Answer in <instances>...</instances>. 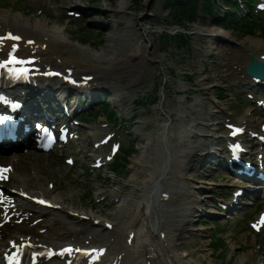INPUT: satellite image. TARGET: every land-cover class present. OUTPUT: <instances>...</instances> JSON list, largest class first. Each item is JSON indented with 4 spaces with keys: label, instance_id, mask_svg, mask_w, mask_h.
I'll return each mask as SVG.
<instances>
[{
    "label": "bare ground",
    "instance_id": "bare-ground-1",
    "mask_svg": "<svg viewBox=\"0 0 264 264\" xmlns=\"http://www.w3.org/2000/svg\"><path fill=\"white\" fill-rule=\"evenodd\" d=\"M125 6L126 1L118 0L110 14L120 13ZM222 15L220 13L218 18ZM126 19L127 21H122L126 27L114 28L110 31L105 36L106 45L101 49L103 52H98L88 46L73 43L71 37L66 35V30L58 25L49 24L47 19H42L41 15L35 14L27 18L0 10V60L6 57L8 51H12L13 55L18 53L29 58L41 59L45 56L58 63L63 70L73 69L79 73L98 72L104 77L124 79L123 85H112L109 88L98 87L91 94L92 88L79 94L65 92L59 83L55 88L49 84L44 85L40 78L36 77L32 80L34 82L32 84L28 82L26 87L16 88L9 84L8 87L1 76L0 89L11 88L7 93L23 97L25 111L30 108L33 116L44 119H48L47 115L51 112L49 105L64 102L68 104L70 111L77 112L80 110L79 106L84 107V102L89 104L91 99L97 101L101 98L104 88L113 92L114 101L117 102H115L116 106L124 112L130 111L132 107L128 103L135 95L131 92L132 86L147 77L149 69L152 68V55H147L150 48L152 51V45L149 40V30L145 28V24L140 19L137 22ZM114 21L116 20H112L111 24ZM128 24H133L135 28H138L134 30L135 33L138 32L134 40L135 33L133 34L128 28ZM211 32L217 36L225 34L220 29H212ZM214 39L217 40V38ZM215 40L209 43L212 47L205 43V50L209 49L210 52L217 53L218 46H215L217 44ZM250 45L254 56L264 62V50L258 53L262 50L260 44L254 41ZM219 54H222L221 50ZM242 63L245 65L247 60H243ZM198 71L202 74H199L194 86H202L201 88L209 94L220 82L219 79L223 78L224 73H226L227 81L235 79L234 76H227L228 72H218L216 69L209 73L203 68ZM173 85L182 90L179 81H173ZM17 87L21 86L17 85ZM255 89L260 92V95H264V86H256ZM82 98H85L84 102L78 101ZM194 101H196L195 108L190 105L184 109L176 108L168 112L162 109V107L169 108L167 104L158 103V110L165 113L167 121L170 119L172 121L174 116L179 123L184 120L187 126L183 131H178L174 135H166V137L163 133L155 131L137 134L139 138L137 140L141 143L137 147L139 157L132 160V171L129 172L124 183L117 184L116 188L111 190L110 194L115 204L108 212H102L100 210L102 205L99 206L97 202L82 204L81 212H77L72 208L73 201L64 194L53 195L51 190L41 182L28 187L26 178L16 177L15 192L24 193L27 196L26 198L18 197L22 200L21 210L24 208L40 210L41 208L35 206L30 199L46 200L50 203V207L40 211L51 217L47 226L52 228L60 225L61 231L49 232L50 227L41 231H38V228L26 230L21 224L22 231L29 235L21 238L22 232L9 233L8 229L16 228L4 225L2 228L7 226L4 234L11 240V246H7L4 241L1 242L0 252L14 250V257H21L31 250H56L66 245L70 247L66 258L71 261L75 259L80 264H214L209 259V253L196 254L187 250L183 251L184 238L182 235L189 232L187 230L194 233L192 224L188 228L192 219L195 218V216L192 217L191 208L199 203L201 198L204 197L205 200L208 198L207 195L199 197V194H205L211 189L208 188L211 183L204 180L207 174L200 169L203 163L208 164L204 159L212 154L209 158L214 163V167L225 168L230 166L229 162H232V157L226 155L229 152L225 144L219 143L220 138L216 135L219 132V120L216 122L215 118L225 113L226 109L215 103L211 97H207L205 102ZM252 119V115H246L239 121V128L245 129ZM165 125V123L159 124L160 131L170 127ZM196 127L202 129L197 132ZM263 129L264 125L262 132ZM98 131L99 129L95 128L90 136L97 137L96 132ZM196 136L200 137L199 142L203 143H197L191 139ZM81 144L83 148L88 147L91 150L98 145L89 142L85 136L81 138ZM213 146L215 148L211 149ZM247 151L248 149L240 150L237 153L239 159L247 156ZM8 158L6 161L8 160L12 165H18L16 163V159H19L18 151L10 153ZM94 158L95 156H92L88 159L93 161ZM187 162L190 172L185 174L182 170L185 169ZM0 193H2L1 188ZM84 208L95 211L101 219L94 218ZM3 218L4 215H1L0 222ZM76 232H79V235L84 233V235L79 238L73 237ZM189 236H191L190 233L186 234V238ZM195 236L198 235L195 234ZM72 237L82 243L77 248L89 249V251L91 249L87 257H81L75 253V243H73L74 240L71 241ZM243 257H237L238 264H243ZM54 260L55 258L40 264H56Z\"/></svg>",
    "mask_w": 264,
    "mask_h": 264
},
{
    "label": "rangeland",
    "instance_id": "rangeland-1",
    "mask_svg": "<svg viewBox=\"0 0 264 264\" xmlns=\"http://www.w3.org/2000/svg\"><path fill=\"white\" fill-rule=\"evenodd\" d=\"M1 1H8V3L12 4L14 9L7 8L9 5H3L6 6L4 7L5 9H1L0 7V10L6 11L11 15H20L16 11V5H14L17 2L16 0ZM26 1L29 2V0ZM53 1L54 0H39L34 5L40 13L44 11V13L48 12L52 15L56 14V11L67 13L68 11H71L69 9H72V7L78 6V8L75 10L90 16L87 19L88 22L82 26L80 31L83 29H90L93 33L97 32L96 34L99 35L101 43L95 41L97 44H94V41H92V43L95 45V47H93L89 40L86 42L80 40V38H78L80 36L79 34L73 37V39L76 40H73V43L78 45L86 44V46L88 45L89 48H92L95 51L103 52L101 49L106 45L105 36L112 30V26L110 23H108V20L113 17L109 15V12L112 8L116 7L118 0H100L98 3L96 2L91 4L94 5V7L88 6L90 0H75L68 3L67 5H60L58 10L54 9L57 5H54L52 3ZM124 1H126L125 9L120 12V14L114 15L115 18L122 20L128 17L129 20H134L135 22L140 19L141 22L145 24V28H148L149 30V40L151 42L150 44L152 45L153 51L152 53L150 48L147 54L152 55V68L149 69V75L145 77V80L134 86L137 87L136 92L140 93L141 95L139 102L142 104V106L135 108L133 105V113L138 114L143 111H148L149 113L147 116L136 115L135 118H131L133 121H143L145 118H152L156 115H160L161 113L158 111L151 112L149 110L153 106L149 103H154L156 98H158V101H160V99L164 101L165 98L166 103H172L168 100L169 97L167 92L168 90L175 88L173 81L178 79L177 72L179 71L181 76H184L188 73L198 74L197 68L201 61H206L207 63L212 61L214 65H224L226 62L231 63L232 66L236 65L237 68L234 74L235 77L239 79L241 75L239 70L241 67V60H239V58L236 56H241L243 54L245 55V50L241 42L243 41L244 46L248 47L250 44L249 40H261V37L257 34L260 30V26L258 25L256 26V30L253 34H249L244 28L228 33L225 32L227 37L225 39H219V44L223 47L229 48L232 55H229L228 57H205L200 53H197V50L199 49L198 45L201 43V41H204L202 39L203 36L209 34L207 31L211 29H219L216 25L220 22L219 19H215L213 16L200 11V9L203 8L201 4H198L197 7V21L194 20L193 22H190L189 20H184L183 18H181V21H177L170 17L171 10L168 8V3L171 0H135L133 2L130 0ZM190 3L191 2H188V4ZM28 4L33 8L30 2ZM219 6L220 11H224L223 5H221V3H219ZM21 15L31 18L33 13H24ZM42 19L44 18L42 17ZM258 22L261 23V25H264V17H261ZM53 24L58 25L62 29L64 27H68L65 21H62L61 25L54 22ZM70 28L73 29V27ZM130 28L131 30L138 29L135 28L133 24L130 25ZM159 28L164 30L163 32L166 31L165 34L169 35L170 37L176 36V33L178 32L183 33L182 28H184L185 32L183 35L184 38H186V42L183 45L180 44L179 46L176 41L171 38H167L169 40L165 39V41L161 37L162 31H160ZM137 33L138 32L134 34L133 40L135 39ZM181 43H183V39L181 40ZM234 44H239V46ZM207 63L206 70L208 67ZM197 77L198 76L192 80V84L195 82ZM162 80L166 81L162 85L163 87L167 88L166 92L165 90H162V88L160 89V82ZM191 83L190 86L192 87L193 85ZM217 84L218 87H223L222 90L227 91L226 94L229 99L225 100L224 98L222 101L223 105L230 107L232 113L237 111L235 106L237 104L241 105L243 100L246 98L242 96V101L237 102L234 100L236 93L228 91L232 83ZM199 87L200 86L192 88L196 89ZM214 89L215 94L220 93V88L216 87ZM162 101H160V103H162ZM172 104L175 106L174 103ZM248 105H251L250 101ZM154 108H156V106H153V109ZM115 111L119 116L121 115L119 109H116ZM96 116V109H94V106L85 110L81 115V124L83 126L81 128L85 133H89L87 130L88 127H98L102 121L104 126L108 125L109 122L107 119H104L100 115L98 117ZM120 119L125 121L124 118ZM127 120L128 119H126V121ZM139 145V142H137L136 148ZM114 147V145H111L110 147L105 148V150L102 152L104 153V156L108 157V154L111 153V149H114ZM65 149L67 151V155H64L63 157H60L59 148H56L54 152L51 153V155L45 156L40 161H29L24 158L23 160H25L27 163L36 165L35 168H32L33 166L30 165L23 168H31L29 170L30 175H28L30 183H37V180L40 181L42 177H45L46 180H48L46 185L51 183L54 184L55 187L58 186V188H55L54 190V195L64 194V196L70 198V200H72L74 203L72 208L77 211H81V208L77 206L81 196L82 197L80 201L86 203L89 202L93 204L96 201L99 206L110 203L112 198L110 196L111 190L116 188V184L123 183L125 181V177L119 175L117 178L110 175L107 172L108 170H106L102 165H100V167L97 169L91 168L90 164L85 165L83 156L88 155V153L92 154V152L82 150L80 139L76 144H69ZM77 154L78 156H76ZM138 155L139 154L137 151L135 154H130V156H128L130 163L135 157H139ZM66 156L73 157L74 164L72 167L65 164L64 160ZM0 163H6V161L0 159ZM208 166L206 165L202 167V170L207 174L204 180L211 183V185L208 187L211 189H207L208 191L205 194H199V197L207 195L208 198L205 200L203 197L201 198L200 202L197 199L199 203L195 204L196 215L188 227L190 228L192 224L194 233L198 236H195L193 232L187 230L189 232L186 234L190 233L191 236L186 238V234L182 235L184 238L182 250L191 251L196 254L209 253V259L214 264H238V256H244L243 264H255L260 259H264V246L259 250L256 249L259 239L263 240L262 244L264 245V235L261 238L252 236L248 228V223L254 220L255 213L235 216L232 215V213L227 209L225 211V208L219 205L222 204L227 207V205L231 202L229 195L233 190L242 189V182H235L234 179H229L223 175H218L213 169H209ZM186 172H190V170H186ZM46 180L42 183H45ZM83 195H85L86 201L83 199ZM207 200L209 203H205ZM105 207L107 206L104 205L103 207H100V210L103 212ZM106 209L107 208H105V212L107 211ZM227 216L232 218V220H225ZM42 219L44 224L47 222L48 216L43 217ZM216 249H219V251L215 252Z\"/></svg>",
    "mask_w": 264,
    "mask_h": 264
},
{
    "label": "snow or ice",
    "instance_id": "snow-or-ice-1",
    "mask_svg": "<svg viewBox=\"0 0 264 264\" xmlns=\"http://www.w3.org/2000/svg\"><path fill=\"white\" fill-rule=\"evenodd\" d=\"M10 56V59L7 60V61H0V67H6L8 64H23L25 63L24 61H21V60H17L15 57H13L11 55V53L9 54ZM10 73L14 76H17V77H20V76H24L25 72L27 71L26 69H15V68H12V69H9ZM0 119H3V117H0ZM2 171V170H0ZM65 251H69V250H65Z\"/></svg>",
    "mask_w": 264,
    "mask_h": 264
}]
</instances>
